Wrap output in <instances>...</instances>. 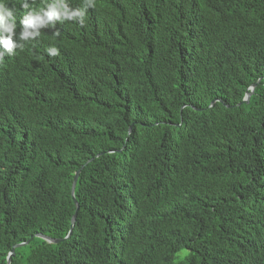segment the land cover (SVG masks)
I'll return each mask as SVG.
<instances>
[{
  "label": "trees",
  "instance_id": "trees-1",
  "mask_svg": "<svg viewBox=\"0 0 264 264\" xmlns=\"http://www.w3.org/2000/svg\"><path fill=\"white\" fill-rule=\"evenodd\" d=\"M95 5L0 62V264H264V0Z\"/></svg>",
  "mask_w": 264,
  "mask_h": 264
},
{
  "label": "clouds",
  "instance_id": "clouds-1",
  "mask_svg": "<svg viewBox=\"0 0 264 264\" xmlns=\"http://www.w3.org/2000/svg\"><path fill=\"white\" fill-rule=\"evenodd\" d=\"M21 3L27 11L18 16L9 6V0H0V62L3 59L7 61L17 55L28 54L29 46L34 44L31 41H35L41 35L42 29L52 28L55 30L53 34L59 36L60 32L71 31L77 26H88L92 21L87 23L85 18L89 9L96 6L95 0H81L78 7L73 0H46L45 6L39 9L31 8L28 0H21ZM57 22L60 24L56 27ZM18 27L21 29L19 32ZM45 51L49 57H57L60 54L56 46H50ZM252 86L247 89L246 95L251 92ZM216 101L214 100L212 105Z\"/></svg>",
  "mask_w": 264,
  "mask_h": 264
},
{
  "label": "water",
  "instance_id": "water-1",
  "mask_svg": "<svg viewBox=\"0 0 264 264\" xmlns=\"http://www.w3.org/2000/svg\"><path fill=\"white\" fill-rule=\"evenodd\" d=\"M257 84H254L252 87H251V92H248L247 95H246V98H245V101L249 102L250 101V98H251V95L255 89ZM80 171L81 170H78L75 174V178H74V182H73V186H72V195H73V198L76 202V205H77V210H76V213L74 214L73 216V219H72V226H71V230L70 232L65 236V237H62V238H59V237H52L50 235H46V234H43V233H38L36 234L38 237H41L43 239H45L47 242L49 243H59L61 241H64V240H67L70 238L71 234H72V230L74 228V224L76 222V219H77V215H78V211H79V208H80V205H79V202L76 198V195H75V192H76V186H77V182H78V179H79V176H80ZM29 243V240L26 241V242H21L19 244H16L13 246V248L11 249V251L9 252V255L7 257V264H12V259L13 257L15 256V250L18 246H21V245H24V244H27Z\"/></svg>",
  "mask_w": 264,
  "mask_h": 264
}]
</instances>
